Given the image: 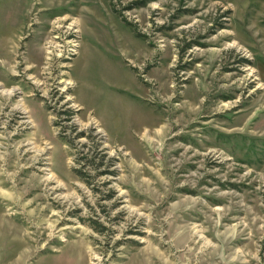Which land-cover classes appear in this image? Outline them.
<instances>
[{
  "label": "rangeland",
  "instance_id": "rangeland-1",
  "mask_svg": "<svg viewBox=\"0 0 264 264\" xmlns=\"http://www.w3.org/2000/svg\"><path fill=\"white\" fill-rule=\"evenodd\" d=\"M0 264H264V0H0Z\"/></svg>",
  "mask_w": 264,
  "mask_h": 264
}]
</instances>
